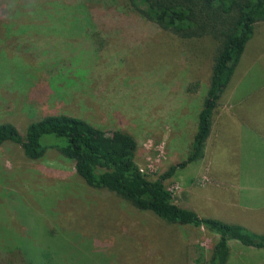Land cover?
I'll return each mask as SVG.
<instances>
[{"label":"rangeland","instance_id":"374dc122","mask_svg":"<svg viewBox=\"0 0 264 264\" xmlns=\"http://www.w3.org/2000/svg\"><path fill=\"white\" fill-rule=\"evenodd\" d=\"M199 50L192 45L190 54L125 0H0V123H13L23 134L30 123L62 114L127 132L137 142V166L157 180L191 149L211 71ZM213 113L218 140L211 182L195 187L203 198L185 202L183 191L189 179L201 181V161L164 184L179 206L218 220L226 219L219 203L236 199L239 206L242 195L231 188L244 165L252 183L264 182V157L250 153L243 161L239 150L244 138L252 147L264 140V21L255 24ZM216 239L89 188L56 148L31 161L18 145L0 147L4 264H208ZM228 243L241 252L227 264H264L263 254Z\"/></svg>","mask_w":264,"mask_h":264},{"label":"trees","instance_id":"16d2710c","mask_svg":"<svg viewBox=\"0 0 264 264\" xmlns=\"http://www.w3.org/2000/svg\"><path fill=\"white\" fill-rule=\"evenodd\" d=\"M125 2L130 11L172 33L190 54L194 45L202 51L198 57L211 60L207 94L186 159L171 166L157 180H149L135 162L138 146L131 134L120 130L106 132L84 120L62 114L48 115L30 123L23 134L13 123H0V147L5 143L18 145L31 161L42 159L50 147L56 148L73 164L76 175L89 188L106 190L165 224L190 225L213 234L217 239L208 264H226L231 240L245 247L264 249V233L256 234L237 224L200 218L175 203L164 184L176 170L203 159L213 111L239 64L255 24L264 21V0ZM47 137L54 138V143L44 144Z\"/></svg>","mask_w":264,"mask_h":264},{"label":"crops","instance_id":"0c3cea01","mask_svg":"<svg viewBox=\"0 0 264 264\" xmlns=\"http://www.w3.org/2000/svg\"><path fill=\"white\" fill-rule=\"evenodd\" d=\"M214 116V113H213ZM218 122V119L216 122H212L211 125V131L210 135L206 141L205 148H204V157L201 160L202 166H205L206 169L204 171V174L202 177H200V180L190 181L192 179H189L187 181V185L185 189H183L184 193V201L185 202H191L194 203L198 198H203V196L197 195L195 192V187L197 186L196 183L201 182L199 185L200 188L203 190L208 184H210V178H209V165L210 161H212V158L215 156L216 150L214 149L216 146V141L218 140V131L215 130L216 124ZM255 145L252 147V143L250 140V137H248V140L246 138L243 139V141H240V155H243V161L248 158V155L250 153H254V157H264V140L256 139ZM256 153V154H255ZM206 162V163H205ZM199 179V178H198ZM206 180V181H204ZM253 180L251 178H248L246 165H244V170L241 172L240 177L237 178L236 182L232 185L231 191L233 190L236 195L241 196L242 199L239 202V206L237 207V200L234 199L233 203L225 206L224 202L219 203V205H222L225 211V217L226 219H218L221 221L226 220L227 223L233 222L234 224H239L240 226L254 232L257 234H263L264 233V182L260 181L257 183H252ZM230 192V191H229ZM181 207V206H180ZM185 209H189L196 213V209L193 207L185 206L182 207ZM229 247V256L227 259L226 264L229 262V260L232 258L235 260L238 259V256L240 255L241 248L238 246H233L234 249L232 250L230 244L228 243ZM249 251L253 254L261 253L264 255V249H256L253 247H249ZM262 250V251H261ZM233 253V255H232Z\"/></svg>","mask_w":264,"mask_h":264}]
</instances>
